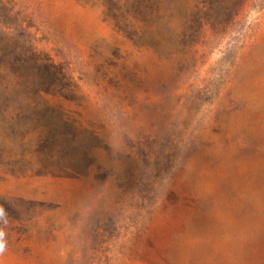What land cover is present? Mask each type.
Instances as JSON below:
<instances>
[{
  "label": "rangeland",
  "instance_id": "rangeland-1",
  "mask_svg": "<svg viewBox=\"0 0 264 264\" xmlns=\"http://www.w3.org/2000/svg\"><path fill=\"white\" fill-rule=\"evenodd\" d=\"M0 264H264V0H0Z\"/></svg>",
  "mask_w": 264,
  "mask_h": 264
},
{
  "label": "trees",
  "instance_id": "trees-1",
  "mask_svg": "<svg viewBox=\"0 0 264 264\" xmlns=\"http://www.w3.org/2000/svg\"><path fill=\"white\" fill-rule=\"evenodd\" d=\"M43 67L45 69L46 75L49 76L50 74H52L53 76L49 78V80L46 82V89L49 88L52 84H54L55 82H60L61 81V76L63 75L62 69L53 65L52 63H50L49 61H46L43 63ZM54 68V71L49 73L48 69ZM138 183L135 182V188H137V191L135 192L137 200H138V205L143 203L144 201H147L150 197V193H151V189H150V182H145L144 185L139 188L137 187ZM137 206V203L135 205V208ZM124 223H129L132 222V215H127V216H123L121 219ZM118 228H123L122 226H118L117 223L114 222H110L109 225H107V227H105L103 229V234L105 236V238H107L108 240L113 239L116 237V231L118 230Z\"/></svg>",
  "mask_w": 264,
  "mask_h": 264
}]
</instances>
